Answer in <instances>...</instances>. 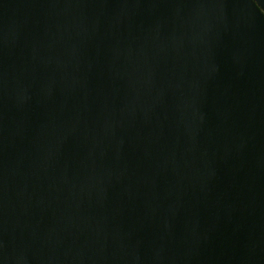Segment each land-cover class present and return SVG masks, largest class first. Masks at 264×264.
Returning a JSON list of instances; mask_svg holds the SVG:
<instances>
[{
  "label": "water",
  "instance_id": "1",
  "mask_svg": "<svg viewBox=\"0 0 264 264\" xmlns=\"http://www.w3.org/2000/svg\"><path fill=\"white\" fill-rule=\"evenodd\" d=\"M0 264H264V0H0Z\"/></svg>",
  "mask_w": 264,
  "mask_h": 264
}]
</instances>
